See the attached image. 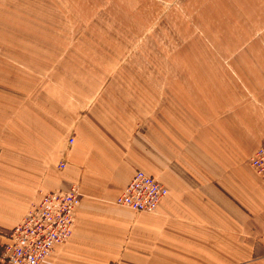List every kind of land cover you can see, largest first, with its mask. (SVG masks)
I'll list each match as a JSON object with an SVG mask.
<instances>
[{
    "label": "crops",
    "instance_id": "0c3cea01",
    "mask_svg": "<svg viewBox=\"0 0 264 264\" xmlns=\"http://www.w3.org/2000/svg\"><path fill=\"white\" fill-rule=\"evenodd\" d=\"M52 1L62 14L61 2L74 0ZM191 71L173 93L163 75L144 73L87 97L69 92L63 105L47 95L29 127L10 121L14 137L0 143V264L40 190L74 186L73 235L43 264H264V181L250 165L264 146V100L224 82L222 70ZM137 171L168 189L153 213L115 204Z\"/></svg>",
    "mask_w": 264,
    "mask_h": 264
},
{
    "label": "rangeland",
    "instance_id": "374dc122",
    "mask_svg": "<svg viewBox=\"0 0 264 264\" xmlns=\"http://www.w3.org/2000/svg\"><path fill=\"white\" fill-rule=\"evenodd\" d=\"M61 3L62 14L57 1L0 0V143L14 137L11 120L30 126L47 95L63 105L69 92L87 97L144 73L163 75L173 93L192 69L222 70L264 100V0Z\"/></svg>",
    "mask_w": 264,
    "mask_h": 264
},
{
    "label": "built area",
    "instance_id": "2783aa9c",
    "mask_svg": "<svg viewBox=\"0 0 264 264\" xmlns=\"http://www.w3.org/2000/svg\"><path fill=\"white\" fill-rule=\"evenodd\" d=\"M74 140H70L73 144ZM63 164L61 167H65ZM250 165L264 181V146L258 148ZM168 189L153 176L137 171L117 197L115 204L136 213H153L165 201ZM77 187L40 191V200L11 231L4 247L3 264H43L56 246L70 240L80 205Z\"/></svg>",
    "mask_w": 264,
    "mask_h": 264
}]
</instances>
